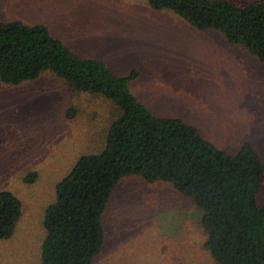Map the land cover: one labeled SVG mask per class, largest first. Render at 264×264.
Masks as SVG:
<instances>
[{"label": "rangeland", "instance_id": "obj_1", "mask_svg": "<svg viewBox=\"0 0 264 264\" xmlns=\"http://www.w3.org/2000/svg\"><path fill=\"white\" fill-rule=\"evenodd\" d=\"M13 20L49 26L76 54L119 76L137 72L130 88L156 117L181 118L232 155L252 143L264 159V64L221 32L197 30L148 0H0V22ZM118 114L112 101L72 92L51 72L19 86L0 79V191L23 206L15 234L0 240V264H43L57 185L82 156L103 151ZM201 216L170 184L124 179L95 264H217L204 248Z\"/></svg>", "mask_w": 264, "mask_h": 264}, {"label": "trees", "instance_id": "obj_2", "mask_svg": "<svg viewBox=\"0 0 264 264\" xmlns=\"http://www.w3.org/2000/svg\"><path fill=\"white\" fill-rule=\"evenodd\" d=\"M200 31L215 30L264 64V0H148ZM51 72L72 92L101 95L119 114L103 151L82 156L57 185L45 215L43 264H95L106 244L105 215L120 183H167L202 212L204 248L217 264H264V159L252 143L229 154L181 118L156 117L132 92L137 72L119 76L55 37L45 24L0 22V79L19 86ZM69 109L67 116L75 117ZM36 174L27 180L33 181ZM23 206L0 191V240L15 234Z\"/></svg>", "mask_w": 264, "mask_h": 264}]
</instances>
